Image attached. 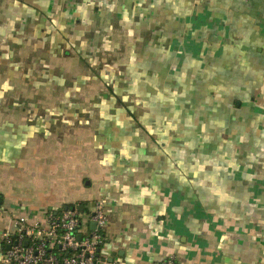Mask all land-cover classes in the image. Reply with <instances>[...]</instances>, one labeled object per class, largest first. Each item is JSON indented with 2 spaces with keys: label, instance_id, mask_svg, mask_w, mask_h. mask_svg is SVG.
I'll list each match as a JSON object with an SVG mask.
<instances>
[{
  "label": "crops",
  "instance_id": "obj_1",
  "mask_svg": "<svg viewBox=\"0 0 264 264\" xmlns=\"http://www.w3.org/2000/svg\"><path fill=\"white\" fill-rule=\"evenodd\" d=\"M0 197V264L99 201L101 264H264V0H0Z\"/></svg>",
  "mask_w": 264,
  "mask_h": 264
},
{
  "label": "built area",
  "instance_id": "obj_2",
  "mask_svg": "<svg viewBox=\"0 0 264 264\" xmlns=\"http://www.w3.org/2000/svg\"><path fill=\"white\" fill-rule=\"evenodd\" d=\"M14 230L5 232L7 249L2 264H101L99 250L105 243L107 222L102 201L87 212L68 208L50 209L46 222L15 217ZM95 223L94 228L89 224ZM83 223L88 231L81 232ZM163 264H180L170 256Z\"/></svg>",
  "mask_w": 264,
  "mask_h": 264
},
{
  "label": "water",
  "instance_id": "obj_3",
  "mask_svg": "<svg viewBox=\"0 0 264 264\" xmlns=\"http://www.w3.org/2000/svg\"><path fill=\"white\" fill-rule=\"evenodd\" d=\"M68 208H75V206H72V207L66 206V207H65V209H68ZM78 209H79V210H83V205H79V206H78ZM94 226H95V223H94V222H91V223H90V228H94Z\"/></svg>",
  "mask_w": 264,
  "mask_h": 264
},
{
  "label": "rangeland",
  "instance_id": "obj_4",
  "mask_svg": "<svg viewBox=\"0 0 264 264\" xmlns=\"http://www.w3.org/2000/svg\"><path fill=\"white\" fill-rule=\"evenodd\" d=\"M0 202H1V197H0Z\"/></svg>",
  "mask_w": 264,
  "mask_h": 264
}]
</instances>
